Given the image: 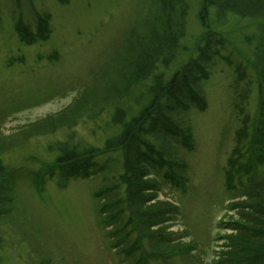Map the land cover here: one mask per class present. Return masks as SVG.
Masks as SVG:
<instances>
[{"label": "rangeland", "instance_id": "rangeland-1", "mask_svg": "<svg viewBox=\"0 0 264 264\" xmlns=\"http://www.w3.org/2000/svg\"><path fill=\"white\" fill-rule=\"evenodd\" d=\"M202 8V0H182L165 14L160 0H0V185L6 200L16 197L14 202L0 198L1 211L12 208L0 217V264L125 262L119 252L128 243L113 248L114 241L105 236L113 228L103 230L96 211L97 205L125 195L122 153L102 154L97 162H110L111 169L86 180H37L36 175L56 165L60 144L103 152L106 141L121 132L113 120L118 109L126 120L135 117L151 99L154 76L169 81L206 53L209 78L200 83L206 110L191 105L172 116L191 129L195 140L194 150L172 148L171 159L188 167L183 175L189 187L168 184L163 177L168 170L152 172L161 187L156 200L180 212L161 226L175 242L156 245L144 233L138 256L145 254L148 264H216L224 243L219 237L228 234L220 232L219 221L231 215L225 210L233 199L226 191L225 169L243 129L238 108L250 119L249 132L259 117L264 15L219 16L212 7L203 25ZM47 14L50 39L24 44L17 26L37 33ZM178 32L182 37L170 65L157 62L149 78L137 80L133 59L138 44L144 40L142 48L147 39L151 43L155 36ZM10 186L13 192L5 194ZM111 188L109 198L95 200L96 193ZM240 196L238 189L235 198ZM187 247L194 251L168 257ZM152 253L159 258H151Z\"/></svg>", "mask_w": 264, "mask_h": 264}, {"label": "trees", "instance_id": "trees-1", "mask_svg": "<svg viewBox=\"0 0 264 264\" xmlns=\"http://www.w3.org/2000/svg\"><path fill=\"white\" fill-rule=\"evenodd\" d=\"M160 2L161 12L165 14L174 12L182 0ZM202 2L200 19L203 25V15L212 7L217 9L219 16L226 13L250 18L259 17L262 13L264 15V0H202ZM19 27L23 39L28 43L33 42L29 30L21 25ZM39 32L40 38L46 39L49 36L47 18L42 19ZM176 35L167 33L161 37L155 36L151 43V38L147 39L146 46L142 48L139 44L146 42L143 40L138 44L133 59V71L137 80L149 78L154 73L157 62H161L164 67L170 65L174 57L173 52L182 37L180 32ZM211 36L215 35L210 34ZM220 42L222 40L218 41ZM207 57L206 53L198 60H193L169 81H165L162 75L154 76V84L150 89L151 99L135 117L126 120V113L122 109H118L114 115V123L121 127V132L106 141L103 152L122 153L124 174L121 180L126 186V192L123 198L115 203L105 204L103 208L115 209L109 222L114 220L112 218L119 217V223L122 225L123 220L127 219L121 230L118 228L122 233L126 232L121 236L119 243L127 241L125 243H128L127 248H123L122 253L128 258L134 257L133 264H148L145 254L138 256L141 250L140 235L147 233L150 238L155 239L156 245L171 241V235L164 234L161 226L175 220L174 216L178 215V210L175 206L156 200L161 187L157 179L152 178V172L168 170L166 178L172 181L184 180L183 174L186 173L187 165L171 159L172 148L185 144L193 145V136L190 128L184 129L183 122L175 121L172 116H176L179 111L186 112L191 105L202 110L206 108L200 83L207 77L203 63ZM261 83L259 117L254 120L251 132L248 126L249 117L245 116L243 109L238 108L239 114L243 116V129L237 133V146L228 161L226 186L231 192L238 193V189H241V196L230 206V212L233 214L221 224L222 229L228 234L220 237L224 243L218 254L217 264H264V174L260 176V168L264 166V70ZM246 97L241 96L243 99ZM59 152L55 168L64 175L89 174L96 168L95 159L100 153L99 149L94 147L78 149L65 144H60ZM236 183L240 188L236 187ZM13 188L8 187L5 194H11ZM3 190L0 185L1 202H8L12 196L6 200L3 197ZM112 192L113 190L109 189L105 190L104 194L109 195ZM133 233H136L134 239ZM191 250L192 247H187L181 251Z\"/></svg>", "mask_w": 264, "mask_h": 264}]
</instances>
